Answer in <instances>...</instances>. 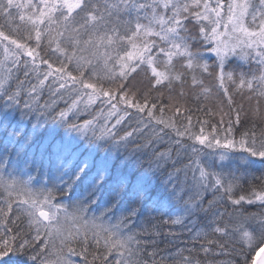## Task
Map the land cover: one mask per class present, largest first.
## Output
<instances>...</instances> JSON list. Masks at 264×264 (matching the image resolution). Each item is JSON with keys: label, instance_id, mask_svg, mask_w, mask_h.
Returning <instances> with one entry per match:
<instances>
[{"label": "snow or ice", "instance_id": "6c2138e0", "mask_svg": "<svg viewBox=\"0 0 264 264\" xmlns=\"http://www.w3.org/2000/svg\"><path fill=\"white\" fill-rule=\"evenodd\" d=\"M0 112V264L264 252V0H0Z\"/></svg>", "mask_w": 264, "mask_h": 264}, {"label": "trees", "instance_id": "16d2710c", "mask_svg": "<svg viewBox=\"0 0 264 264\" xmlns=\"http://www.w3.org/2000/svg\"><path fill=\"white\" fill-rule=\"evenodd\" d=\"M42 54L43 55H46V53H42ZM40 67L42 69H46L47 68L46 65H40ZM61 91H64V90H61ZM48 98H49L48 97V93L45 91L44 94H43V99L44 100H48ZM76 98H77V94L75 92H73L71 95H65V97H64L63 100H60V99H57L56 97H53V99H57V107H59L61 109H64V108L68 107L71 104V102L73 101V99H76ZM84 103H85V101H82L81 100L79 107L82 108L84 106ZM99 107H100V105H99V101H98L95 105H93L90 108H88L87 111H88V114H89V118H91V114L92 113L99 111ZM248 107L249 106H248L247 102H245V108H248ZM3 115L4 114L2 112H0V120L3 119ZM83 118L84 117L82 116L81 117V120ZM102 119L103 118H101V120ZM112 119L114 120L115 118L113 117ZM19 120H20V114L17 113L13 117V123H15L16 121H19ZM24 123L26 125V130H30L31 129V123H32V121L31 120H28V121H25ZM256 126H257V128H259L261 126L259 121L256 122ZM238 128H239V126H238ZM46 130H47V128H45V131ZM4 135H5V133L0 132V141L3 140ZM236 138L239 139V135L238 134H237ZM232 165L234 167L238 166L241 169H243V167H244V165H243V163L241 161H233L232 162ZM262 165H264V161L257 160L256 161V164L252 166V169H251L252 173L255 174V175H259V172L261 170V166ZM245 188H247V185H245ZM178 245L179 246H183V243H182L181 239H175L172 243H169L166 246H162V247L164 248L165 251H169L170 252V251L174 250Z\"/></svg>", "mask_w": 264, "mask_h": 264}, {"label": "water", "instance_id": "95a60500", "mask_svg": "<svg viewBox=\"0 0 264 264\" xmlns=\"http://www.w3.org/2000/svg\"><path fill=\"white\" fill-rule=\"evenodd\" d=\"M262 257H264V252H260L259 255L256 256V264H259Z\"/></svg>", "mask_w": 264, "mask_h": 264}, {"label": "rangeland", "instance_id": "374dc122", "mask_svg": "<svg viewBox=\"0 0 264 264\" xmlns=\"http://www.w3.org/2000/svg\"><path fill=\"white\" fill-rule=\"evenodd\" d=\"M83 101V100H82ZM81 102V101H80ZM98 102V101H97ZM115 118V117H114Z\"/></svg>", "mask_w": 264, "mask_h": 264}]
</instances>
